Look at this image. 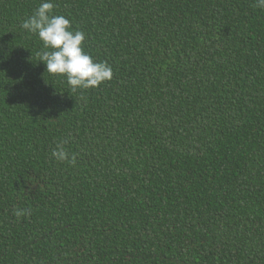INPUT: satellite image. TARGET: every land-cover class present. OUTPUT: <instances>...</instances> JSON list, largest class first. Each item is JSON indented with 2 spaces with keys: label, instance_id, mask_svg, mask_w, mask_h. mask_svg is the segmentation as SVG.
Returning a JSON list of instances; mask_svg holds the SVG:
<instances>
[{
  "label": "trees",
  "instance_id": "trees-1",
  "mask_svg": "<svg viewBox=\"0 0 264 264\" xmlns=\"http://www.w3.org/2000/svg\"><path fill=\"white\" fill-rule=\"evenodd\" d=\"M40 3L0 0V264H264V9L53 0L113 70L73 92Z\"/></svg>",
  "mask_w": 264,
  "mask_h": 264
},
{
  "label": "clouds",
  "instance_id": "clouds-1",
  "mask_svg": "<svg viewBox=\"0 0 264 264\" xmlns=\"http://www.w3.org/2000/svg\"><path fill=\"white\" fill-rule=\"evenodd\" d=\"M256 2L264 9V0ZM54 7L53 0H41L39 7L21 25L42 42L44 51L38 55L46 66V72L66 78L73 92L95 89L110 81L113 76L111 66L106 62H96L84 51V32L73 30L67 17L54 14ZM51 155L58 162L75 163V156L70 158L62 145H58ZM14 214L20 217L25 212L17 209Z\"/></svg>",
  "mask_w": 264,
  "mask_h": 264
}]
</instances>
